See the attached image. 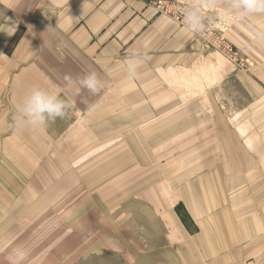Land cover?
<instances>
[{
    "label": "crops",
    "instance_id": "obj_1",
    "mask_svg": "<svg viewBox=\"0 0 264 264\" xmlns=\"http://www.w3.org/2000/svg\"><path fill=\"white\" fill-rule=\"evenodd\" d=\"M152 1L0 0V242L162 223L178 264H264V11L198 0L240 18L243 73ZM33 88L67 115L18 126Z\"/></svg>",
    "mask_w": 264,
    "mask_h": 264
},
{
    "label": "rangeland",
    "instance_id": "obj_2",
    "mask_svg": "<svg viewBox=\"0 0 264 264\" xmlns=\"http://www.w3.org/2000/svg\"><path fill=\"white\" fill-rule=\"evenodd\" d=\"M157 1H152L157 12L172 19L158 11L155 5ZM184 2L191 7L194 4L206 6V11H209L213 19L211 25L214 27L223 24L225 26V20H229L223 16L220 18L219 11L233 15L234 22L227 29L225 36L239 55L241 59L239 64L230 60L214 45L204 42L192 32L191 34L212 51L224 57L229 66L237 72L251 73L256 68L255 62L251 59L252 56L239 50L228 38V33L240 22L237 15L198 0ZM217 9L219 10L217 13H211V10ZM173 21L184 27L183 24ZM213 87L217 88L216 79H213ZM218 92L221 93L219 88ZM177 210L180 215L181 208ZM91 226L92 228L84 231L86 233L83 234L81 229L75 233L65 224H63V230L60 224L32 226L31 233L25 235L21 232L18 235L21 237L16 240L0 242V264H178L166 240H163L165 237L162 233H165L167 229L162 223L160 225H111V228L101 224ZM101 236H106L107 240H99Z\"/></svg>",
    "mask_w": 264,
    "mask_h": 264
},
{
    "label": "clouds",
    "instance_id": "obj_3",
    "mask_svg": "<svg viewBox=\"0 0 264 264\" xmlns=\"http://www.w3.org/2000/svg\"><path fill=\"white\" fill-rule=\"evenodd\" d=\"M239 2L248 11H264V0H239ZM186 20L193 31L200 29V17L195 12L189 13ZM8 35H14V31L9 32ZM129 72L131 73L130 79L137 78L135 68L131 64L129 65ZM65 83L71 84L72 78L66 76ZM79 83L92 95H97L102 90L101 81L95 73L82 78ZM71 107L72 105L70 103L60 99L58 96L50 94L40 88H33L23 106V115L17 120V124L21 127L31 126L32 128L45 126L48 120L54 122L57 118H64L67 115L66 109H70ZM93 109L94 106L89 108V111Z\"/></svg>",
    "mask_w": 264,
    "mask_h": 264
},
{
    "label": "built area",
    "instance_id": "obj_4",
    "mask_svg": "<svg viewBox=\"0 0 264 264\" xmlns=\"http://www.w3.org/2000/svg\"><path fill=\"white\" fill-rule=\"evenodd\" d=\"M156 8L159 12L170 16L173 20L183 24L190 32L199 36L204 42L208 44L214 45L218 50L223 52L225 55L228 56L230 60L234 63L239 64L241 59L239 55L234 51L231 43L227 40L225 34L228 28L234 22V16L230 15L226 12H220L217 10H211V13H217L223 16L225 19H229L226 21L225 19V26L220 25L214 27L211 25L212 17L209 14V11H206V6L202 4H194L192 7L184 2L183 0H158L156 3ZM195 12L200 17V29L198 31H193L191 26L188 24L186 17L189 13ZM216 14H214L215 16Z\"/></svg>",
    "mask_w": 264,
    "mask_h": 264
}]
</instances>
